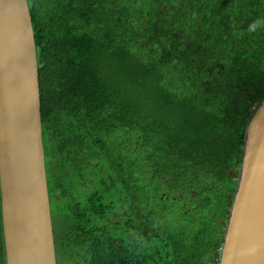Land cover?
<instances>
[{
  "label": "trees",
  "instance_id": "trees-1",
  "mask_svg": "<svg viewBox=\"0 0 264 264\" xmlns=\"http://www.w3.org/2000/svg\"><path fill=\"white\" fill-rule=\"evenodd\" d=\"M28 4L51 209L68 178L91 188L84 165L127 175L119 143L145 151L160 185L146 201L130 187L133 204L107 196L129 186L90 191L72 206L64 247L85 264H218L245 130L264 99V0Z\"/></svg>",
  "mask_w": 264,
  "mask_h": 264
},
{
  "label": "water",
  "instance_id": "water-1",
  "mask_svg": "<svg viewBox=\"0 0 264 264\" xmlns=\"http://www.w3.org/2000/svg\"><path fill=\"white\" fill-rule=\"evenodd\" d=\"M0 192L7 264H58L28 0H0ZM218 264H264V99L245 130Z\"/></svg>",
  "mask_w": 264,
  "mask_h": 264
},
{
  "label": "rangeland",
  "instance_id": "rangeland-1",
  "mask_svg": "<svg viewBox=\"0 0 264 264\" xmlns=\"http://www.w3.org/2000/svg\"><path fill=\"white\" fill-rule=\"evenodd\" d=\"M130 143V142H128ZM117 152L123 160L126 167L127 175L121 174L117 169L101 168L97 164L92 167L84 165L82 174L84 177H90L93 183L91 188L86 191L81 189L76 179L71 182L70 178L65 182V193L68 194L66 201L62 203H53V225L54 234L57 240V261L58 264H85L83 259L76 253L75 250H69L64 247V237L67 233L68 227L71 223V210L75 203H84L89 195L90 191H101L102 186H129L128 189L124 188L123 193L111 194L107 193V196L114 204L123 201L130 200L133 194V189L130 187L138 186L139 198H145V201L151 197L154 189L151 186H160L158 182H153L147 172V165L145 162V151L140 147L122 146L118 144ZM126 179L125 184L122 183V179ZM70 180V181H69ZM116 180V182H115ZM86 191V192H85ZM129 204H133L132 200Z\"/></svg>",
  "mask_w": 264,
  "mask_h": 264
}]
</instances>
